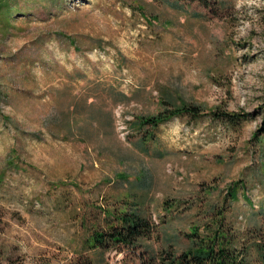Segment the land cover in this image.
Listing matches in <instances>:
<instances>
[{
  "label": "rangeland",
  "instance_id": "1",
  "mask_svg": "<svg viewBox=\"0 0 264 264\" xmlns=\"http://www.w3.org/2000/svg\"><path fill=\"white\" fill-rule=\"evenodd\" d=\"M0 23V264H139L88 249L106 215L137 207L147 244L184 245L237 184L233 226L264 232V0H0ZM164 94L250 116H175L144 151L135 119Z\"/></svg>",
  "mask_w": 264,
  "mask_h": 264
},
{
  "label": "trees",
  "instance_id": "2",
  "mask_svg": "<svg viewBox=\"0 0 264 264\" xmlns=\"http://www.w3.org/2000/svg\"><path fill=\"white\" fill-rule=\"evenodd\" d=\"M191 1L202 4L206 0ZM0 24L4 31L11 27L10 23ZM3 97L0 88V98ZM161 103L163 106L155 114L135 119L136 130L141 133L136 144L144 151H148L146 140L153 136L152 131L160 123L175 116L185 114L195 118L208 115L230 124H238L250 116L248 111H227L221 106L206 108L192 101L175 103L168 94H164ZM260 111L261 121L252 133V138L256 144L264 146V98ZM236 186L227 188L221 203H209L205 212L196 213L199 215L198 220L191 221L188 228L183 230L187 241L184 245L178 243V232L167 245L152 248L146 243L155 228L151 217L137 207H127L124 211L106 215L105 226L90 232L86 239L89 242H86L88 249L116 247L128 252L138 249L139 264H251L252 254L258 263L264 264V232L254 227L248 232L239 233L230 220V212H226L237 194ZM73 264H92V260L88 255H83Z\"/></svg>",
  "mask_w": 264,
  "mask_h": 264
}]
</instances>
